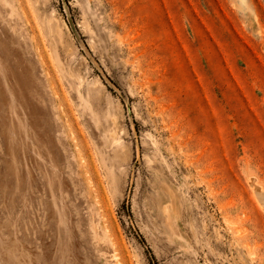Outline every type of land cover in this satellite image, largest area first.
<instances>
[{"label": "rangeland", "instance_id": "374dc122", "mask_svg": "<svg viewBox=\"0 0 264 264\" xmlns=\"http://www.w3.org/2000/svg\"><path fill=\"white\" fill-rule=\"evenodd\" d=\"M0 264H264V0H0Z\"/></svg>", "mask_w": 264, "mask_h": 264}]
</instances>
